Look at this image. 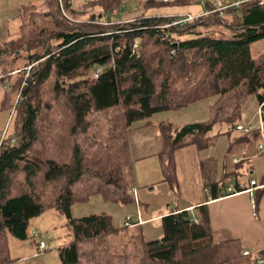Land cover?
<instances>
[{"label":"trees","instance_id":"obj_1","mask_svg":"<svg viewBox=\"0 0 264 264\" xmlns=\"http://www.w3.org/2000/svg\"><path fill=\"white\" fill-rule=\"evenodd\" d=\"M131 1L142 10L197 3L43 0L19 8L16 33L0 44V82L9 86L0 112L15 107L13 134L0 144V264L18 261L9 239L27 240L29 222L47 211L61 213L69 231L56 251L60 264H234L242 257L237 240L207 241L204 204L194 214L162 217L154 241H145L137 221L115 227L108 212L71 216L73 205L96 196L119 206L135 202L129 134L153 126V115L212 99L202 122L153 126L163 142L161 181L176 189L178 150L206 148L221 134L217 127L234 129L249 98L264 102V50L253 53L264 42L260 0L221 12L206 0L209 14L168 27L182 16L111 19ZM217 29L228 37L215 38ZM19 61L33 64L28 77L14 68ZM207 187L213 200L231 194ZM253 260L264 264V250Z\"/></svg>","mask_w":264,"mask_h":264},{"label":"crops","instance_id":"obj_2","mask_svg":"<svg viewBox=\"0 0 264 264\" xmlns=\"http://www.w3.org/2000/svg\"><path fill=\"white\" fill-rule=\"evenodd\" d=\"M42 1L0 0V44L16 33L19 8L26 4H41ZM6 87L7 83L4 90ZM255 112L246 117L244 122L253 119ZM152 124L154 126L157 123ZM153 126L129 134L135 178V195H132L135 202L126 206L109 203L111 206H107L106 212L111 215L112 222H117V225H113L119 227L125 216L139 213L143 238L145 241H154L162 237V217L178 211L194 214V208L204 204L208 214L207 241L220 243L237 240L242 257L234 264H255L254 255L264 250V153L258 150V137H245L234 129L233 135L223 126L217 130L221 134L211 139L206 148L197 149L191 145L178 150L175 153L177 187L171 189L161 181L158 156L163 150V142ZM242 138L246 139L240 140ZM206 168H210L213 179L206 180L203 177ZM251 181L256 182L255 186L250 185ZM182 182L197 186H192L191 190L183 188L180 194L179 184ZM212 184H217L221 192L232 186L234 192L213 200L208 195L207 187ZM148 187L151 188L148 190ZM155 189L158 193L153 195ZM251 189L253 198L250 196ZM80 204L85 203L72 206L71 216L73 208ZM244 250L250 254L242 255ZM17 260L19 262L20 259Z\"/></svg>","mask_w":264,"mask_h":264},{"label":"rangeland","instance_id":"obj_3","mask_svg":"<svg viewBox=\"0 0 264 264\" xmlns=\"http://www.w3.org/2000/svg\"><path fill=\"white\" fill-rule=\"evenodd\" d=\"M36 1V0H33ZM86 0H75L74 4H81ZM157 3H165L161 0H155ZM175 1V0H174ZM193 1V0H187ZM197 3H192L190 5H167L160 8L150 9V10H142L140 1H131L125 3L120 6L118 10V14L113 16L111 19L116 21H126L130 19H135L138 17L146 16V17H155V16H170V15H181L186 16L188 14L196 15L202 14L205 12V7L200 4L201 1L206 0H194ZM210 1V0H208ZM234 0H228V2H232ZM173 2V1H172ZM36 3V2H34ZM170 3V2H168ZM13 35V32L11 36ZM213 36L215 38H226L228 37V32L224 29L215 30ZM186 37H184L185 39ZM264 50V42H259L253 46V53L258 54ZM24 62L19 61L15 64L14 68H19L20 70L17 72L20 75L22 73L25 74V69L33 64L28 65L27 67H22ZM2 71L0 67V72ZM5 83L0 82V100L2 99L3 93L8 91L9 86L7 84L6 89L4 90ZM19 99V94L17 95V99L14 102V106H16L17 100ZM212 102V99H207L192 105H189L179 111H170L155 114L151 117V121L153 123H158L160 121H168L174 126H180L187 123H197L202 122L208 117V105ZM257 101L255 97H251L247 100V102L242 107V113L239 123H247L244 122L246 117H249L254 110H257ZM15 108V107H14ZM13 109L6 110L0 112V138L2 133L5 130V127L8 125L9 119H12L11 113L14 111ZM255 116V115H254ZM254 119V117H253ZM251 119V120H253ZM249 120V121H251ZM248 121V122H249ZM225 129H228L227 126H224ZM230 128V127H229ZM219 127L216 128V131ZM230 132L234 135V130L231 129ZM13 134V120L9 122L8 128L6 130L5 138H9ZM209 166H211L209 164ZM203 177L206 180L213 179L210 168L204 169ZM159 186V185H158ZM192 186L196 188L191 182L189 183H180L179 184V193L181 194V190L183 188L185 190H191ZM151 187H148V190ZM196 191V190H195ZM158 190L155 189L153 195L157 194ZM177 194V193H176ZM174 196V195H173ZM98 198V197H96ZM93 198L92 201L86 202L84 205H77L73 208L72 217H83L87 215H91L99 212L108 211L107 206H111L108 202L102 201V199L98 198L101 201H97L98 199ZM117 225V222H113ZM66 220L65 217L57 212V211H47L43 213L41 216L31 220L28 224L27 234L29 238L25 241H19L14 238L9 239L8 248L10 257L12 259H20L16 264H60L57 248L60 245L66 244L68 242V229L65 227ZM44 245V249L37 251L40 244ZM45 250V251H43Z\"/></svg>","mask_w":264,"mask_h":264},{"label":"built area","instance_id":"obj_4","mask_svg":"<svg viewBox=\"0 0 264 264\" xmlns=\"http://www.w3.org/2000/svg\"><path fill=\"white\" fill-rule=\"evenodd\" d=\"M161 1L172 2L174 0H161ZM246 1H250V0H234L230 3L228 2V0H212V5L214 7V11L221 12V11H224L228 7H238L241 3L246 2ZM200 4L203 5L204 7L206 6L204 1H201ZM260 4H264V0H260ZM209 13H210V11H208L205 7V12H203L202 15H207ZM117 14H118V10H114L112 13V16H115ZM199 16H201V15L188 14L186 16H182L181 18H179L175 22H172L171 24H167L164 27L181 25V24L193 22V21H196ZM169 17H172V15H170ZM107 19H108L107 16H105L104 19L100 20V22L106 23ZM31 67H32V65L28 66L25 69V77H28V72L30 71ZM102 69L103 68H99V67L95 68V70L93 72V76L95 78H97L98 75L101 73ZM24 85H25V83L22 84L21 88L24 87ZM12 113H11V115H12ZM9 122H10V119H9ZM9 122H8V124H9ZM7 126L5 127V130L1 135L0 144H1L2 139L5 137ZM234 130L236 132L241 133L244 136H251L254 133H256L258 136V139L260 141V143L258 145V150L260 152L264 153V102L261 103L257 107V110H256V113H255L253 120H251L247 123L236 124V126L234 127ZM255 183H256L255 181H251L250 185L253 187V186H255ZM261 187L262 186H260L258 188H261ZM226 191L227 192H234V189L232 186H230L229 188L226 189ZM131 193H133V195H135V191L133 189L131 190ZM250 196H251V198H253L252 189L250 190ZM135 221H137L138 223L140 222L139 213L136 216H131V215L125 216L121 221V225L123 227L130 228L133 226ZM42 249H44V245L41 243L39 245V250H42ZM249 254L250 253L247 250L242 251V255H249Z\"/></svg>","mask_w":264,"mask_h":264}]
</instances>
